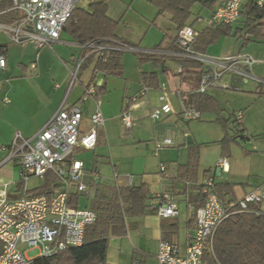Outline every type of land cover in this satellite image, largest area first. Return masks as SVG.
<instances>
[{
	"label": "crops",
	"instance_id": "crops-1",
	"mask_svg": "<svg viewBox=\"0 0 264 264\" xmlns=\"http://www.w3.org/2000/svg\"><path fill=\"white\" fill-rule=\"evenodd\" d=\"M223 1L214 0L212 6L201 7L207 10L210 17ZM93 2L94 0H80L76 8L91 14L90 5ZM105 2L108 17L118 21L116 38L135 48L137 52H158L159 50L155 48L165 37L176 36L175 25L167 15L158 16L156 8L149 0ZM112 2L116 3L114 9ZM198 16L195 17L196 22L199 21ZM261 23L263 21H260ZM205 26L204 24L199 28L193 26L192 28L200 31ZM240 26L241 18L233 24V27ZM252 37L260 42L264 41V24L255 28ZM241 40V35L220 38L215 43L219 44L220 48L217 57L241 54V49L248 39ZM79 52V43L70 30L63 29L58 42L41 49L35 48L32 44L24 46L14 44L0 32V54L6 61V68L0 69V193L4 190L9 200H16L22 196V189L19 186V162L17 159H8L15 133H20L24 137L33 136L65 101V106L73 104L80 106L82 121L79 131L83 134L89 130L90 118L98 109L104 118V125L97 129L96 144L91 151L98 159L108 158L107 160L111 161L112 175L107 176L109 169L104 168L101 170L94 167L91 171L85 170L87 183L93 173H97L99 177L96 182L90 183L89 193L83 196L85 202L92 197L96 185L98 188H107L145 184L150 197V207L146 214L142 217L127 218L121 234L108 239L105 264H156L157 246L162 240L176 245L180 256H184L188 240L195 232V223L191 221L190 203L195 200L199 185L209 176L215 177V183L222 182L216 178L227 174L220 172V177H217L216 164L213 172L211 169L205 170L206 167L200 168L198 154L196 181L182 182L179 179L183 173L180 168L189 164L191 145L188 143L187 148L183 146L187 132L177 127L179 120H182L181 96L187 94L188 85L195 83H181L178 77L169 76L167 74L169 69L174 72L171 69L173 63L168 60L164 67L152 61L140 63L136 53L126 52L128 54L120 55L121 76L99 75L97 85L104 87V93L97 98L90 95L86 101L80 102L91 71L89 68L82 70L77 84L71 83L70 71ZM256 61L264 65L262 59ZM256 72L260 75L253 76L264 80V71ZM151 75L153 77H150ZM230 76L231 88H238L239 84L248 82L235 74ZM144 77L147 79L144 80ZM154 82L168 83L165 95L172 108V114L161 121H152L149 117L156 105L157 95H153V92L141 94L145 85H152ZM254 82L257 83L256 93L263 92L264 84ZM132 98L137 99L131 108L134 125L130 129H125L130 133L127 137H131L132 141L122 145L134 144L136 149L134 151L138 156L137 159L123 161L124 150L118 147L120 142H116V138L112 139L111 135L117 130L120 131L122 108ZM164 138H170L173 146L156 151L154 143ZM78 149L83 150L81 147L75 148ZM73 160L80 161L85 166L83 161L76 159L74 155ZM160 166H163V171H160ZM241 185L242 193L240 197L235 195L237 199L257 189L264 192L262 187H244L242 183ZM55 192L58 190L55 189ZM166 193L175 198L177 210L170 218H159L156 209L163 202L162 196ZM234 193L236 194L235 190Z\"/></svg>",
	"mask_w": 264,
	"mask_h": 264
},
{
	"label": "built area",
	"instance_id": "built-area-1",
	"mask_svg": "<svg viewBox=\"0 0 264 264\" xmlns=\"http://www.w3.org/2000/svg\"><path fill=\"white\" fill-rule=\"evenodd\" d=\"M80 0H11V9L21 14L13 24L0 23V32L5 34L14 44L24 46L32 44L35 48L50 47L59 41L67 20L77 7ZM252 1L259 8L264 7V0H224L221 5L206 20V26L218 24H234L240 16L242 7ZM198 32L184 26L177 31L175 45L177 52H151L199 62L205 72L199 83L188 85V92L204 93L210 89H230V85L222 81L229 73L245 80H254L264 84V80L256 78L251 73L252 66L257 63L249 55L240 53L209 57L195 51L192 47ZM80 52L74 59L70 71L71 83L87 57L88 51L97 52L105 60L103 54L107 51L131 52L137 50L123 42L111 45L97 41L79 45ZM150 53V52H149ZM6 68V61L0 54V69ZM173 72L179 75L182 72L180 65L171 66ZM167 74L176 77L169 69ZM157 91L156 105L150 112L152 121H161L172 114V108L166 98L167 83H160L157 90L143 89L142 95ZM187 93V92H186ZM94 94V87L90 85L83 95L86 101ZM186 97L181 96L180 116L184 121L196 120L199 113L188 109L184 102ZM132 98L130 102L135 103ZM132 105L120 114L121 125L124 129L133 126L131 115ZM241 114L236 121L241 123ZM82 111L79 105L65 106L62 102L58 110L48 122L33 136L24 137L15 133L8 159H17L22 183V196L16 200H9L6 192L0 193V264H34V259L28 258L19 248L25 245L39 250V257L51 256L69 248L82 244L84 230L94 223L96 213L86 207H72L68 205L74 194L87 195L90 183L98 180V174L90 176L89 183L85 181L86 172L82 162L73 160L74 150L81 147L91 150L95 147L97 129L104 125V118L100 110L91 116V126L86 133L80 134ZM173 146L170 138H164L154 143L155 150ZM220 172L227 173V160L220 159L216 163ZM160 166V171H163ZM52 172L63 189L52 197L45 195L30 197L26 194L27 183L31 177L43 179ZM202 184L205 196L204 205L195 211V232L188 240L185 255L180 256L178 247L167 241H159L155 255L156 264H209L204 259L206 252L212 253L213 237L218 226L231 215L251 212L264 216V192L257 189L245 194L236 202H229L224 206L218 200L214 191L215 177H207ZM253 204L257 209L248 210ZM177 210L175 198L166 193L163 202L157 207L159 218H170Z\"/></svg>",
	"mask_w": 264,
	"mask_h": 264
},
{
	"label": "trees",
	"instance_id": "trees-1",
	"mask_svg": "<svg viewBox=\"0 0 264 264\" xmlns=\"http://www.w3.org/2000/svg\"><path fill=\"white\" fill-rule=\"evenodd\" d=\"M149 1L156 8L158 16L167 15L169 17L177 31L184 26L192 27L189 20L192 17V7L197 0ZM200 3L202 6L210 7L213 5L214 0L200 1ZM10 9L11 0H0V21L2 23L13 24L14 21L20 19L21 14ZM90 9L91 14H87L75 8L64 26L65 30H70L76 36L79 45L94 41L107 45L122 42L115 36L118 21L108 17L105 0H94L90 5ZM240 18V27H233V24H218L205 26L202 30L197 31L198 36L192 45L193 49L205 54L207 48L216 43L220 38L229 36L238 37L241 35L242 30L249 35H253L255 28L264 24V7L259 8L254 2L249 1L242 7ZM260 21H263V23L260 24ZM247 39L244 38V41ZM155 49L159 51L177 52L178 47L175 45V37H165ZM121 54L122 52L119 51H107L103 54L105 57V60H103L97 52L88 51L87 57L76 76L77 78L84 69L89 68L91 71L89 81L84 86V94L90 85L94 87V94L92 95L96 98L104 93V87L97 85L99 75L121 76ZM136 56L140 63L152 61L154 64H160L164 67L166 60H168L175 65H180L182 72L179 75L173 74L179 78L181 83L188 82L197 84L205 72L202 64L191 60L140 52H136ZM150 77L153 76L151 75ZM146 79L144 77V80ZM159 84L154 82L152 85H145V88L148 90H157ZM263 93L264 91L258 92L261 96L264 95ZM182 96L186 97L184 102L185 106L199 114L208 111H219L216 99L208 91L204 93L187 92V94H183ZM82 98L83 96L80 102L83 101ZM132 104V102L125 104L122 112ZM215 121L220 123L225 131V138L221 142L224 144L229 137L226 128L227 122L221 117H218ZM234 124L237 130L233 137L237 138L238 135L244 134V129L241 127V123L236 121V118L234 119ZM221 155L224 157L221 159L226 160L225 155L223 153ZM198 157V150H192L188 166L180 168L183 173L179 176V179L182 182L196 181ZM208 173L209 171L206 172V174ZM57 182L58 179L56 176L52 172H48L43 177V183L31 190L27 189L26 194L30 197L45 195L50 198L56 193L54 187L57 185ZM19 186L22 187L20 181ZM234 186L235 184L227 181H218L214 184L213 189L222 205L227 206L229 202H236L238 200L234 193ZM82 197V195L74 194L68 202L69 206L86 207L96 213L94 223L88 225L84 230L82 244L51 256L37 257L33 261L34 264H105L108 239L111 236L121 234L122 227L127 218L142 217L150 207L149 191L145 184L107 188H98V185H96L93 189L92 197L83 206L80 205ZM204 202L205 196L202 192V184H200L195 200L190 203L192 208L191 221H194V223L195 211L203 206ZM254 209H257L256 205H248V210ZM204 259L209 264H264V216L255 215L251 212H243L228 217L216 229L213 237L212 253L206 252Z\"/></svg>",
	"mask_w": 264,
	"mask_h": 264
},
{
	"label": "rangeland",
	"instance_id": "rangeland-1",
	"mask_svg": "<svg viewBox=\"0 0 264 264\" xmlns=\"http://www.w3.org/2000/svg\"><path fill=\"white\" fill-rule=\"evenodd\" d=\"M109 1V0H108ZM200 1L192 7V17L189 23L193 27L199 28L206 24L208 17L207 10L203 9ZM112 6L116 7V3L112 2ZM199 15V21H195V17ZM260 32V31H259ZM177 34V33H176ZM241 36L248 38L245 42L244 47L241 49L243 55H249L253 59H262L264 63V41L256 40L252 35L241 31ZM242 37V40H243ZM241 40V41H242ZM220 52L219 44H212L207 48L206 56L217 57ZM122 54H128L123 52ZM264 71V65L256 63L251 68L252 75H260L256 71ZM231 73L225 75L222 81L231 82ZM79 77L73 79L72 84H77ZM70 80L72 78L70 77ZM167 83V82H166ZM168 85V83H167ZM231 86V84H229ZM232 87V86H231ZM257 83L252 80H248L247 83L239 84L238 88H230L223 90L221 88H214L208 90L217 101L220 113L217 111H208L206 113L199 114V118L191 121L179 120L177 127L181 128L182 131L187 132V136L184 140L183 146L187 148L188 140L190 139V153L192 150H198L199 166L200 168L206 167L205 170L215 168V164L221 158H224L221 154L225 155L230 170L227 174L217 180L228 181L231 184H235L234 190L236 196L240 197L242 193V184L244 187H262L264 190V97H260L257 92ZM153 95L158 94L157 91L152 93ZM219 114V115H218ZM241 114L242 123L241 127H244V136L248 140H239L234 136L237 130L234 119L236 116ZM218 117H221L227 122V134L229 138L226 143H221L225 138V131L221 124L215 121ZM134 125V124H133ZM119 131H115L111 135L112 139L116 138V142H120L118 147L123 149V161H129L137 159L135 154V147L133 145H122L125 142H131V137H127L130 133L126 131L120 124ZM198 148V149H197ZM93 150V149H91ZM91 150H75L74 156L78 160H82L84 163V169L91 171L94 167L99 169L108 170L107 176L112 175V165L109 160H101L95 157ZM130 163V162H126ZM104 165V166H103ZM203 174V172H200ZM43 183V179L31 177L27 183L29 189L36 188ZM24 187H21V189ZM54 189L61 191L63 186L56 185ZM85 200L82 197L80 205H84ZM19 248L24 254L31 259L39 257V250L36 248H29L25 245H19Z\"/></svg>",
	"mask_w": 264,
	"mask_h": 264
},
{
	"label": "water",
	"instance_id": "water-1",
	"mask_svg": "<svg viewBox=\"0 0 264 264\" xmlns=\"http://www.w3.org/2000/svg\"><path fill=\"white\" fill-rule=\"evenodd\" d=\"M237 139H239V140H248V138L245 137L244 135H238ZM191 142L192 141L189 139L188 143L191 144ZM216 175H217V177H220V169H218V168L216 169Z\"/></svg>",
	"mask_w": 264,
	"mask_h": 264
}]
</instances>
